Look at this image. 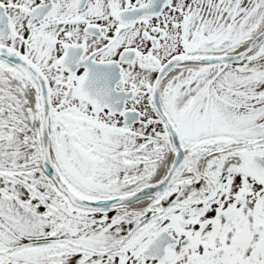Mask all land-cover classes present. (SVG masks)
Instances as JSON below:
<instances>
[{
  "label": "snow or ice",
  "instance_id": "6c2138e0",
  "mask_svg": "<svg viewBox=\"0 0 264 264\" xmlns=\"http://www.w3.org/2000/svg\"><path fill=\"white\" fill-rule=\"evenodd\" d=\"M0 264H264V0H0Z\"/></svg>",
  "mask_w": 264,
  "mask_h": 264
}]
</instances>
